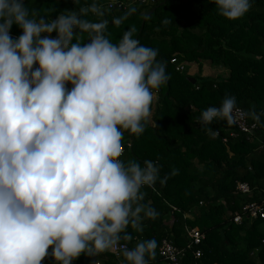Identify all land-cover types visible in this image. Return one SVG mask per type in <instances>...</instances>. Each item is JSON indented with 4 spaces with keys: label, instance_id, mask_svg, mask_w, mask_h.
<instances>
[{
    "label": "clouds",
    "instance_id": "9594fccd",
    "mask_svg": "<svg viewBox=\"0 0 264 264\" xmlns=\"http://www.w3.org/2000/svg\"><path fill=\"white\" fill-rule=\"evenodd\" d=\"M213 2L229 21L251 8V0ZM136 12L129 4L111 22L119 26ZM105 13L90 0L48 19L24 0H0V264H41L48 256L72 264L82 254L117 250L120 264L155 258L156 240L128 247L129 229L140 233L144 220L157 217L142 203V188L167 177L150 160H122V140L124 132L143 134L154 92L169 77L157 50L133 38L134 28L113 43ZM13 25L21 30L16 38ZM246 118L264 127L260 114L225 96L197 123Z\"/></svg>",
    "mask_w": 264,
    "mask_h": 264
},
{
    "label": "trees",
    "instance_id": "16d2710c",
    "mask_svg": "<svg viewBox=\"0 0 264 264\" xmlns=\"http://www.w3.org/2000/svg\"><path fill=\"white\" fill-rule=\"evenodd\" d=\"M89 2L24 0L30 12L48 19ZM100 2L106 8L109 3L127 4L128 0ZM137 6V12L119 26L111 18L125 10L106 9V34L116 43L125 31L134 28L133 38L157 50L156 59L165 65L169 79L154 92L157 102H152L151 120L145 124L143 134L137 137L124 132V161L135 160L143 166L144 160H150L159 166L160 179L167 180L163 185L157 181L156 192L142 190V203L158 215L144 220L140 233L129 229L133 240L128 247L154 238L157 250L148 264H167L159 255L162 241L172 240L177 247L185 248L190 242L187 229L198 228L206 239L187 251L182 264H264V219H244L242 225L232 221L246 203L264 200V127L257 124L253 138L240 134L225 144L222 139L227 128L223 121L210 126L197 123L203 110L219 107L225 96L235 97L237 107L260 114L264 123V0H251L250 10L236 21L219 15L213 0H160L151 7ZM20 34L21 30L13 25L10 35L16 38ZM52 36L55 38L56 33ZM86 38L84 34L81 42ZM202 61L226 69L228 75L195 78L193 83L185 72L177 70V63ZM210 128L221 135L215 138ZM173 170H177L176 175L171 174ZM239 183H247L251 194L238 191ZM197 250L202 252L200 258L194 255ZM95 260L120 264L112 252L97 257L82 254L72 264H94ZM41 264L55 262L48 256Z\"/></svg>",
    "mask_w": 264,
    "mask_h": 264
},
{
    "label": "built area",
    "instance_id": "2783aa9c",
    "mask_svg": "<svg viewBox=\"0 0 264 264\" xmlns=\"http://www.w3.org/2000/svg\"><path fill=\"white\" fill-rule=\"evenodd\" d=\"M160 0H128L127 4H124L122 2H115L111 3V6L109 7L107 5V10H126V7L129 4L137 5V4H144L149 7L158 4ZM172 63H175V60L172 61ZM34 68L37 67L36 65L33 66ZM177 70L184 71V67H178ZM242 109V108H241ZM223 124L226 125L227 131L225 130V136L223 137L222 141L223 143L227 144L229 141H232L234 139H237L240 134L246 135L247 138H253L256 136V133L258 131V126L255 123H251L249 121V118H246L245 120L239 121L234 125H227L226 122L223 121ZM221 135L220 131H217L214 137H218ZM252 141V140H251ZM127 147L131 148V145H127ZM126 150L125 147H123V155L121 157L122 160L125 159ZM143 189H150L153 192H156L155 185L153 188H147L144 187ZM237 190L240 191L243 195H250L252 190L251 187L247 183H239L237 186ZM244 219H248L250 222L264 219V200L261 202L259 201H253L250 203H246L243 205L240 212L235 213L232 221L236 225H242L244 222ZM188 237L190 239L189 244L185 248H179L177 247L172 240H163L161 243V246L159 248V255L162 258L164 262L167 264H182V260L185 258L187 251L193 249V247L200 246L204 240L206 239L205 234H203L199 229H187ZM112 254L119 258L121 257L119 250L113 251ZM196 258H200L202 256V252L200 250H197L194 253ZM99 264H104L102 260H98ZM95 264V263H94Z\"/></svg>",
    "mask_w": 264,
    "mask_h": 264
},
{
    "label": "rangeland",
    "instance_id": "374dc122",
    "mask_svg": "<svg viewBox=\"0 0 264 264\" xmlns=\"http://www.w3.org/2000/svg\"><path fill=\"white\" fill-rule=\"evenodd\" d=\"M136 7H138L136 5ZM53 34V33H52ZM51 34V36H52ZM52 38H54L52 36ZM173 60H175V55L173 56ZM172 60V61H173ZM184 67V71L189 77L192 79L200 78V77H224L228 75V71L224 68L215 67L211 62L209 61H202L200 62H183L182 64L177 63L178 67ZM67 87V85H66ZM70 88V87H69ZM153 100L157 102V93H154ZM151 120V118H150ZM232 154V153H231Z\"/></svg>",
    "mask_w": 264,
    "mask_h": 264
},
{
    "label": "water",
    "instance_id": "95a60500",
    "mask_svg": "<svg viewBox=\"0 0 264 264\" xmlns=\"http://www.w3.org/2000/svg\"><path fill=\"white\" fill-rule=\"evenodd\" d=\"M161 6H162V4H161ZM156 9H153L151 12H150V14L148 15V17L155 11ZM147 19V18H146ZM146 19H144V21H143V24H142V27L144 26V24H145V22H146ZM193 81V83H195L196 81L193 79L192 80Z\"/></svg>",
    "mask_w": 264,
    "mask_h": 264
},
{
    "label": "crops",
    "instance_id": "0c3cea01",
    "mask_svg": "<svg viewBox=\"0 0 264 264\" xmlns=\"http://www.w3.org/2000/svg\"><path fill=\"white\" fill-rule=\"evenodd\" d=\"M67 87L69 88V87H71V85H67ZM189 217H190V216H189ZM195 229H196V228H195ZM197 229H198V228H197ZM118 260L121 261V260H122V256L119 257Z\"/></svg>",
    "mask_w": 264,
    "mask_h": 264
}]
</instances>
